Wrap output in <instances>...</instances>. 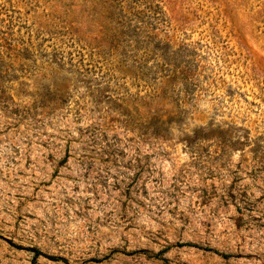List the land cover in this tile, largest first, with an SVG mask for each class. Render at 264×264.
<instances>
[{"label": "rangeland", "instance_id": "obj_1", "mask_svg": "<svg viewBox=\"0 0 264 264\" xmlns=\"http://www.w3.org/2000/svg\"><path fill=\"white\" fill-rule=\"evenodd\" d=\"M0 264H264V0H0Z\"/></svg>", "mask_w": 264, "mask_h": 264}]
</instances>
